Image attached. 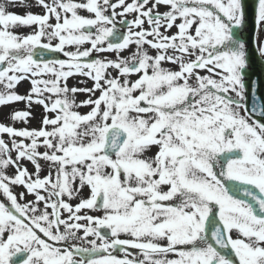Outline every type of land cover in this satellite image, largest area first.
<instances>
[{
    "label": "snow or ice",
    "instance_id": "1",
    "mask_svg": "<svg viewBox=\"0 0 264 264\" xmlns=\"http://www.w3.org/2000/svg\"><path fill=\"white\" fill-rule=\"evenodd\" d=\"M262 34L264 0H0V264H264Z\"/></svg>",
    "mask_w": 264,
    "mask_h": 264
},
{
    "label": "water",
    "instance_id": "2",
    "mask_svg": "<svg viewBox=\"0 0 264 264\" xmlns=\"http://www.w3.org/2000/svg\"><path fill=\"white\" fill-rule=\"evenodd\" d=\"M249 9V25H248V39H249V50L252 48V24H251V4L248 5ZM249 77H254L264 83V60L258 58L255 54L252 55L251 65L248 69Z\"/></svg>",
    "mask_w": 264,
    "mask_h": 264
},
{
    "label": "rangeland",
    "instance_id": "3",
    "mask_svg": "<svg viewBox=\"0 0 264 264\" xmlns=\"http://www.w3.org/2000/svg\"><path fill=\"white\" fill-rule=\"evenodd\" d=\"M12 10H13V11H16V12H18V13H23V12L25 11L24 8H21V7H18V6H17V7H14ZM32 11H34V12H39L40 9H38V8H33ZM173 31H175V30H173ZM260 39H264V34L261 35ZM21 91H23V88H21ZM20 107H23V105H20ZM18 126H19V125H18ZM37 126H38V125H37V122H36V121H33V122L31 123V125H30V127H37Z\"/></svg>",
    "mask_w": 264,
    "mask_h": 264
}]
</instances>
